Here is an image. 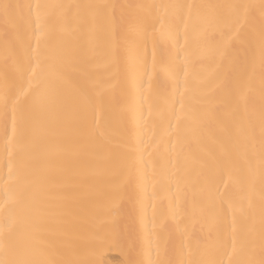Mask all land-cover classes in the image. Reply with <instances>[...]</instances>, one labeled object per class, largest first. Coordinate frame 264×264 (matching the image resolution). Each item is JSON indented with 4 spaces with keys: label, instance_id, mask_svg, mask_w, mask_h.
<instances>
[{
    "label": "snow or ice",
    "instance_id": "6c2138e0",
    "mask_svg": "<svg viewBox=\"0 0 264 264\" xmlns=\"http://www.w3.org/2000/svg\"><path fill=\"white\" fill-rule=\"evenodd\" d=\"M0 19L6 45L24 54L11 81L5 74L0 95L5 196L0 264H78L55 258L62 255L57 245L71 240L53 241L47 229L55 183L51 149L66 133L104 162L114 191L102 195L118 198L125 184L137 193L142 233L113 234L126 247L128 264H185L171 244V231H156L158 182L176 186L169 202L173 219L178 212L186 220L210 212L216 224L212 247L188 264H225V257L227 264H264V0L259 5L0 0ZM200 37L209 41L212 54L204 75L190 72V38ZM164 40L175 51L168 66L171 91L161 108L152 103L151 70ZM130 44L137 53L133 63L125 60ZM257 63L258 137L255 107L244 95ZM101 65L125 79L132 126L120 121L106 133L97 130L95 69ZM241 104L248 110L246 127L239 119ZM239 136L247 145L243 153ZM189 161L199 176L191 202L184 188ZM149 210L151 229L145 223Z\"/></svg>",
    "mask_w": 264,
    "mask_h": 264
},
{
    "label": "bare ground",
    "instance_id": "6f19581e",
    "mask_svg": "<svg viewBox=\"0 0 264 264\" xmlns=\"http://www.w3.org/2000/svg\"><path fill=\"white\" fill-rule=\"evenodd\" d=\"M22 5L37 2L63 3H113L120 5H136L141 3H184V4H217L245 3L259 5L260 0H10ZM131 14L137 10L129 9ZM259 16V10L256 9ZM11 39V38H10ZM181 38V44H183ZM192 58L190 72L204 75L210 71L212 54L209 41L203 37L190 38ZM35 48V42L33 41ZM125 60L135 62L136 49L128 45ZM175 49L170 40L162 41L156 52V64L151 70L152 103L164 106V97L171 91V81L168 75L170 56ZM23 51L6 45L4 23L0 19V95L5 85V74L9 81L16 75V64L23 59ZM35 58L38 53L33 51ZM236 55H242L237 52ZM149 62L151 64V45L149 46ZM97 72V130L106 133L108 126H117L120 121L132 126L134 118L128 109V97L124 93L126 81L123 76L107 71L102 65L95 69ZM244 89V95L255 107L256 135L259 136V111L262 103V84L260 68L257 63L255 72ZM239 119L246 127L248 110L245 104L239 106ZM241 153L247 150L243 136H239ZM258 140L256 147L258 149ZM51 157L53 167L51 175L55 183L51 186L50 203L52 214L47 224L48 236L53 241L59 239L71 240V244L57 245L62 249V255L57 259L78 262V264H128L129 254L123 244L113 241L114 232L122 236H138L143 231L140 220L137 193L134 187L127 184L120 190V196L113 198L102 193H112L110 174L104 162L92 155L84 145L77 143L70 133L61 136L59 142L52 146ZM188 174L185 176L184 188L188 193L189 202L199 192V176L194 162H188ZM170 188V191H169ZM152 189H149L151 194ZM157 199L153 201L157 208L155 220L156 231L168 229L172 233L171 244L177 250L178 258L185 264L199 259V254L205 248H211L214 243L216 224L209 212L204 217L186 220L183 213L178 212L173 219L169 211V202L176 193L174 183H157ZM5 196L0 187V216L5 211ZM115 213V215L113 214ZM152 213L149 210L145 221L151 229ZM181 245H183L182 251ZM10 258V257H9ZM0 259H5L0 252ZM227 264V257H225Z\"/></svg>",
    "mask_w": 264,
    "mask_h": 264
}]
</instances>
